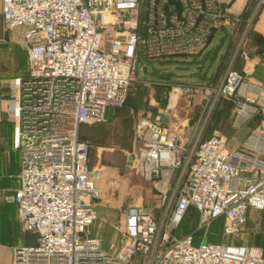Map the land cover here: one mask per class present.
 <instances>
[{"label": "built area", "instance_id": "2783aa9c", "mask_svg": "<svg viewBox=\"0 0 264 264\" xmlns=\"http://www.w3.org/2000/svg\"><path fill=\"white\" fill-rule=\"evenodd\" d=\"M232 1L2 0L3 26L24 28L27 55L25 73L10 78L0 97V119L14 123L20 151L19 185L5 200L15 204L21 230L35 235L13 248V264H264L258 248L224 239L194 244L190 234H176L190 207L203 225L222 218L226 236L264 209V83L232 66L204 88L210 104L189 139L185 125L137 117L129 165L158 194L159 211L129 205L114 253L90 233L102 173L89 165L80 126L103 122L107 107H124L140 67L200 56L217 33L239 36L236 52L246 60L252 17L232 13ZM220 99L231 103L234 129L260 118L236 147L223 135L202 137Z\"/></svg>", "mask_w": 264, "mask_h": 264}, {"label": "crops", "instance_id": "0c3cea01", "mask_svg": "<svg viewBox=\"0 0 264 264\" xmlns=\"http://www.w3.org/2000/svg\"><path fill=\"white\" fill-rule=\"evenodd\" d=\"M229 9L232 13L240 15L241 18L246 22L250 16L252 17L251 24L248 27L249 30L246 31L244 45L242 47L248 56L246 60L241 58L236 50H233V48H237V41H235V37H228L224 40L226 47L225 52L228 51L230 53L228 61L231 63L229 65L238 70H247L249 72L250 81L264 83V5H258L257 0H233L229 6ZM23 32L24 28L22 27H16L10 31L5 30L2 21V0H0V97L7 96L9 92L8 81L10 78L21 76L25 73L27 55L26 47L23 43ZM218 34L219 44L220 38L223 35L220 33ZM209 46L206 51L211 48ZM203 54L197 58H201ZM189 58L190 57H187V59ZM145 66L146 65L140 67V70L138 71V81H143L144 78H149L144 76L150 72L149 66ZM154 103L155 102H153V104ZM151 106H153L152 102L147 99V97H145L140 87L138 89L136 87L135 90L131 88L128 92L124 107L119 109L107 107L105 109L104 121H109L113 117L115 110H121L124 115L130 116L129 121L132 130L130 132V136L129 133H125V135L123 134L125 141L121 146V149L125 150L126 152L124 160L125 166L132 169V172H120L118 170L120 163L118 162L117 164H113L111 156H104L101 167L104 169L103 175H101V177L96 181V185L101 191L102 195L107 193L109 202H96L94 204L96 217L90 225V233L92 236L98 238L102 248L109 252H117L123 241L122 223L124 212L126 208L131 205L129 204L126 206L125 190H132V196L136 198L138 189L143 187L142 182L153 189L152 186L143 181L138 173L129 165V154L136 151L138 146V141L134 132V126L137 117L141 114H144L153 119L152 116H154V114L157 116L160 114L162 116V121L170 124V122H168L170 117L169 113L162 111V109H157L154 111ZM168 107H170V105ZM259 120V116H254L253 118L247 120L238 129H234L232 127L230 119L227 120L225 127L232 132L231 135H223L227 139V145L229 147H236L243 143L249 133L259 124ZM182 126L184 127V125ZM188 128L190 127L183 128L186 131V135ZM183 129L181 128V130ZM87 133L88 132L82 136L79 130L80 138L83 140L84 138H98L94 131L90 132V134ZM117 135L118 134H116V136ZM187 137L189 139L190 134L186 136V139ZM117 140L119 139L113 137L111 142L116 143ZM88 162L91 167H99V160H95V158L91 155V152H89ZM19 169L20 151L18 147V139L14 132V123L5 118H1L0 264H13V248L20 244H32L35 241L34 234L23 232L22 230V232L19 233L17 239L14 241L8 240L11 227H13V225H15L18 221L16 219L15 204L5 202L3 200V196L6 191H9L10 193L12 189L18 187L19 183L17 174ZM119 181H121L120 186Z\"/></svg>", "mask_w": 264, "mask_h": 264}, {"label": "rangeland", "instance_id": "374dc122", "mask_svg": "<svg viewBox=\"0 0 264 264\" xmlns=\"http://www.w3.org/2000/svg\"><path fill=\"white\" fill-rule=\"evenodd\" d=\"M239 27L243 28V25H239ZM218 38L219 34L217 33L209 44L211 48L205 51L201 58L195 56L187 59V57L180 56L165 60L164 62L154 61L148 63L150 72L144 76L149 78H144L145 81H137L131 88L135 90L136 87L137 89L140 87L145 97L152 102L153 106H151V108L154 109V111L162 109V111L169 113L170 117L168 122H170L171 125H185L186 128L189 127L196 120L199 112L204 109L207 110L209 107L210 102L208 104L206 103L207 97L204 88L210 85L216 87L222 79L225 69L231 66L229 65L231 62L228 61L230 53L228 51L225 52V43L217 50ZM235 38V41H237L239 36ZM233 50H236V48H233ZM168 72H172L174 75L167 79L156 78L157 74ZM174 88H179L180 90L175 106L171 107L173 104L171 103V97L175 95V91H173ZM153 102L155 103L153 104ZM169 105L170 107H168ZM228 106L230 105L224 99H220L215 103L209 113L202 137L232 134V132L225 127L227 120H229V112L227 113ZM129 118L130 116L124 115L121 110H115L113 117L110 119L111 121L106 120L100 124H83L81 126L80 134L82 136L86 134V132L90 134V132L94 131L98 137L95 139L84 138V140L88 141L90 144L91 155L95 160H99L98 166L100 168L102 167L104 156H111L113 164L120 163L118 166L120 172H132V169L125 166L124 160L126 152L121 149L122 143L125 141L123 134L129 133L130 136V132L132 131ZM152 118L156 121H162V116L160 114L159 116L154 114ZM116 134L118 135L116 136ZM113 137L119 140H117L116 143H112L111 139ZM229 143L231 144L230 141ZM103 171L104 169L101 168L102 175ZM120 184L121 181H119V186ZM142 185L143 187L139 188L136 193V198L132 196V190H125L126 206L139 203L151 209L153 212H158V194L143 182ZM8 193L9 191H6L3 196L5 202H7L5 196ZM107 196V193L102 195L101 191H99L98 194L92 198V203H108L109 200ZM191 212L192 214L188 219L181 221L182 228L178 226L177 235L190 234L193 240L195 239L197 242H217L224 239L225 241L235 244H245L260 249L264 257V209L260 211H250L244 225L238 233L227 236L222 234V230L220 233L212 231L214 221H211L208 226L203 225L199 212H194L193 209ZM183 224L185 226H183ZM20 232L22 231L17 222L11 227L8 240L14 241L17 239Z\"/></svg>", "mask_w": 264, "mask_h": 264}, {"label": "trees", "instance_id": "16d2710c", "mask_svg": "<svg viewBox=\"0 0 264 264\" xmlns=\"http://www.w3.org/2000/svg\"><path fill=\"white\" fill-rule=\"evenodd\" d=\"M244 20V19H243ZM243 23V22H242ZM242 23L240 24V25H242ZM230 106H228V108H227V113L229 112V110H230V107H231V103L228 101V100H226V99H224ZM194 210V212L196 211L197 212V209L195 208V207H190L189 208V210L185 213V215L183 216V218H182V220L181 221H183V220H185V219H188L189 217H190V215L192 214V212H191V210ZM198 213V212H197ZM181 224V225H180ZM178 226H180V228H182V223L180 222L179 223V225ZM183 226H185L184 224H183ZM177 230H178V227L176 228V232H177ZM221 230H222V218H217V219H215L214 220V223H213V226H212V231H216V232H218V233H220L221 232ZM187 233V232H186ZM193 243L194 244H197V243H199V242H197V240H193Z\"/></svg>", "mask_w": 264, "mask_h": 264}, {"label": "water", "instance_id": "95a60500", "mask_svg": "<svg viewBox=\"0 0 264 264\" xmlns=\"http://www.w3.org/2000/svg\"><path fill=\"white\" fill-rule=\"evenodd\" d=\"M226 36H227V34H224V35L220 38V42H219V44H218V46H217V49H218V50L222 47V45H223V43H224V40L226 39ZM173 75H174V73H172V72L162 73V74H157V75H156V78H157V79H167V78H169L170 76H173ZM191 131H192V128H191V127L188 128L187 136L191 133ZM187 139H188V137H187Z\"/></svg>", "mask_w": 264, "mask_h": 264}, {"label": "bare ground", "instance_id": "6f19581e", "mask_svg": "<svg viewBox=\"0 0 264 264\" xmlns=\"http://www.w3.org/2000/svg\"><path fill=\"white\" fill-rule=\"evenodd\" d=\"M179 88H175L174 89V93H175V95H173V97H171V103H173L172 105H171V107H174L175 106V104H176V101H177V98H178V94H179Z\"/></svg>", "mask_w": 264, "mask_h": 264}]
</instances>
